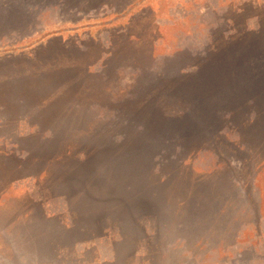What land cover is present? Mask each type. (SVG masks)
<instances>
[{
    "label": "rangeland",
    "instance_id": "obj_1",
    "mask_svg": "<svg viewBox=\"0 0 264 264\" xmlns=\"http://www.w3.org/2000/svg\"><path fill=\"white\" fill-rule=\"evenodd\" d=\"M24 73L60 117L0 102V264H264V0H0Z\"/></svg>",
    "mask_w": 264,
    "mask_h": 264
},
{
    "label": "flooded vegetation",
    "instance_id": "obj_2",
    "mask_svg": "<svg viewBox=\"0 0 264 264\" xmlns=\"http://www.w3.org/2000/svg\"><path fill=\"white\" fill-rule=\"evenodd\" d=\"M237 40H239V38L234 39V41H237ZM45 67H47V66H45ZM43 70L44 69L41 68L40 71H43ZM184 73H186V72H184ZM190 74L191 73H189V75ZM53 76L52 75L44 76L40 73L39 74H32V75L24 73V74H19V75H9L8 77H6L5 80L0 82V102L3 105L4 109L6 108L10 114L12 112V109L27 108V110H29L28 112H31V114L36 117L35 119H37V121L48 120V121H54L53 123H56L60 117L58 114H56V112L53 113V111H52V106L56 102L55 103L53 102V104H51L50 102L43 104V102H42L43 98H45L44 95H42L43 94L42 92L44 91V90H42V88L45 86L48 87L49 85H51V83H53V80H54V79H52ZM22 78H28L29 81H31V82H38L41 87L38 89L33 87L30 90V94H28V95H25L23 93V88H21V89H15L14 88V90L5 91V88H4L5 84H10L12 81L20 80ZM52 88H53V86H52ZM165 96H166V91L164 92L160 88H157L151 92V94H150L151 98L148 99V102L149 101L152 102V101L158 99V103L168 104L169 102L166 101ZM49 101H50V99H49ZM148 102L146 104H148ZM20 109H18V110H20ZM135 109L142 110V108H140L138 106H136ZM13 111H15V110H13ZM138 111H136L135 113H137ZM173 112L178 113L180 111L176 109ZM54 116H56V117L54 118ZM69 119L70 118H67V121H69ZM63 120H64V118H63ZM36 131L39 134H41L40 127H38L36 129ZM50 131H51V133L56 132V131H58V128L57 127L52 128ZM48 138H50V137H48Z\"/></svg>",
    "mask_w": 264,
    "mask_h": 264
},
{
    "label": "trees",
    "instance_id": "obj_3",
    "mask_svg": "<svg viewBox=\"0 0 264 264\" xmlns=\"http://www.w3.org/2000/svg\"><path fill=\"white\" fill-rule=\"evenodd\" d=\"M218 74L219 73H217V72H213L211 74H205L207 76L209 75V77H208V79H209L208 84L209 85L213 86L215 84V81H216L215 79H217L216 76ZM33 87L38 89L41 86L39 85L38 82L29 81L28 78H22L20 80H14L10 84L4 85L5 91H11V90H14V88L15 89L23 88V93L25 95L30 94V90ZM157 100L152 101V104L150 103L149 106L145 107L147 114L144 117L147 120V124L145 125L144 129L148 130L151 133L152 132L156 133L155 131L158 130L159 128H164V129L168 130V127H169L168 123L171 121H173L172 122L173 127H183L184 123L182 122V118H186V116H188V113H185L184 115H180V116H176V117H174V116L171 117V114L169 115L168 113H165L164 111H161V110L158 111L156 109ZM201 107H205V105L203 104ZM152 109L155 110V112L149 113ZM195 111L197 114V118H201V114L197 110H195ZM140 113L141 112H137L136 114H140ZM164 122H166V123H164ZM48 175H50V173Z\"/></svg>",
    "mask_w": 264,
    "mask_h": 264
},
{
    "label": "water",
    "instance_id": "obj_4",
    "mask_svg": "<svg viewBox=\"0 0 264 264\" xmlns=\"http://www.w3.org/2000/svg\"><path fill=\"white\" fill-rule=\"evenodd\" d=\"M233 40L235 39V38H232ZM228 42V41H227ZM226 43V42H225ZM224 43V44H225ZM223 46H221L220 48H222ZM219 48V49H220ZM158 103V102H157ZM163 104V103H162ZM163 109L167 112V113H174L173 112V110H174V107H172V106H170V104L168 105V104H163ZM175 186H170V187H168L167 189H166V191H165V193H167V196H169L168 195V193H170L171 195H173V193H176V192H178L180 189H182V188H184L185 187V185H186V180L185 179H180L177 183H175L174 184Z\"/></svg>",
    "mask_w": 264,
    "mask_h": 264
}]
</instances>
